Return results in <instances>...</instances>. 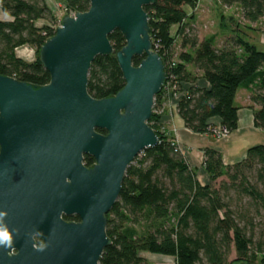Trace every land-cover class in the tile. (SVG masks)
<instances>
[{
  "label": "trees",
  "instance_id": "trees-1",
  "mask_svg": "<svg viewBox=\"0 0 264 264\" xmlns=\"http://www.w3.org/2000/svg\"><path fill=\"white\" fill-rule=\"evenodd\" d=\"M68 12H83L88 0H62ZM199 0H155L144 6L149 15L152 49L165 65L166 81L178 95L177 112L187 128L209 133L214 117L228 132L237 127L234 104L239 87L253 86L251 101L254 126L264 130V51L240 35L227 37L216 47L212 37L198 39L187 20ZM223 6L239 5L243 19L251 23L264 16V0H219ZM0 10L11 19L0 20V74L33 85L49 82V73L39 60V48L55 33L49 23L56 19L45 0H0ZM38 20H44L37 26ZM177 25L173 35L172 27ZM176 38L182 49L174 61ZM114 53L97 55L88 72V93L97 99L115 95L125 81L115 52L125 45L119 30L109 34ZM35 49V58L25 61L16 55L22 46ZM143 57L134 56L135 66ZM174 64V65H173ZM193 65L208 87L195 82L187 70ZM174 86V87H173ZM164 88L154 97L148 124L158 143L142 150L127 167L117 201L106 215V233L111 239L99 264H149L140 252L174 258V264H264V144L251 146L246 156L225 165L222 155L204 149L203 165L210 183L200 184L174 141L163 132L159 108ZM98 132L105 133L98 129ZM84 162L94 159L85 155ZM225 177L218 188L213 186ZM127 223L145 224L142 234H133ZM258 256L260 259L258 260Z\"/></svg>",
  "mask_w": 264,
  "mask_h": 264
},
{
  "label": "water",
  "instance_id": "water-1",
  "mask_svg": "<svg viewBox=\"0 0 264 264\" xmlns=\"http://www.w3.org/2000/svg\"><path fill=\"white\" fill-rule=\"evenodd\" d=\"M88 1L39 48L48 83L0 74V211L16 230L11 248L0 245V264H99L111 244L106 215L126 169L158 143L148 121L166 73L144 10L155 0ZM115 30L125 40L115 52L125 84L97 99L87 90L89 68L97 55L114 53L108 36ZM134 56L143 57L137 66ZM84 155L94 159L89 168ZM35 236L43 241L38 248Z\"/></svg>",
  "mask_w": 264,
  "mask_h": 264
},
{
  "label": "crops",
  "instance_id": "crops-1",
  "mask_svg": "<svg viewBox=\"0 0 264 264\" xmlns=\"http://www.w3.org/2000/svg\"><path fill=\"white\" fill-rule=\"evenodd\" d=\"M232 6L225 7L229 9ZM241 28L240 26L237 31L230 32L229 35L214 45L220 47L227 37L237 34L241 36ZM242 37L244 38V36ZM259 38L260 41H263L264 34L261 33ZM261 51H264V49H261ZM187 70L195 75L197 85L208 87V82L201 77V73L193 65H187ZM252 89V85L248 87L241 86L237 89L234 99V104L237 107V127L235 130L229 132L226 137H218L213 131L209 133L193 132L185 126L183 119L177 112L179 98L172 96L169 91L164 92L161 96L160 105L157 110L159 111V123L162 130L177 145L186 163L196 173L200 184L206 185L211 181L203 165L205 148H212L218 151L222 155L223 163L225 165H232L241 161L246 156V151L249 147L264 144V130L254 126L253 123L254 112L259 107L251 101ZM210 123L214 125L213 127H217L220 125V119L214 117L210 120Z\"/></svg>",
  "mask_w": 264,
  "mask_h": 264
},
{
  "label": "rangeland",
  "instance_id": "rangeland-1",
  "mask_svg": "<svg viewBox=\"0 0 264 264\" xmlns=\"http://www.w3.org/2000/svg\"><path fill=\"white\" fill-rule=\"evenodd\" d=\"M46 4L53 9L56 19L53 20L49 25L56 29L57 26L61 24V19L68 13L63 10V2L61 0H45ZM190 11V9H188ZM188 12L187 20L190 26L193 28V32L197 35L198 39L201 40L206 37H212L216 42H219L222 38L229 35L230 32L237 31L241 26L242 33L246 40L257 46L258 49H264V38L260 41V34H264V16L256 22H249L242 18L241 10L238 5H234L231 8L223 6L219 0H200L196 9ZM11 19L9 15L0 10V20ZM46 23L44 20H38L36 22L37 26H41ZM177 25L172 27L173 35L177 33ZM245 30V31H244ZM246 33V34H245ZM180 39L176 38L175 45L173 47L174 61H178V55L180 52L191 49H182L180 45ZM16 55L25 61H32L35 58V49L30 46H22L16 50ZM225 177L219 178L216 182H213V186L218 188L219 184ZM130 231L133 234H142L145 230V224H135L132 225L127 223ZM140 255L146 259L149 264H174V258L171 256H163L159 254H152L149 252H140ZM236 253L234 248L231 249L228 260L233 262L232 264H238L235 262ZM260 256H258V260Z\"/></svg>",
  "mask_w": 264,
  "mask_h": 264
},
{
  "label": "clouds",
  "instance_id": "clouds-1",
  "mask_svg": "<svg viewBox=\"0 0 264 264\" xmlns=\"http://www.w3.org/2000/svg\"><path fill=\"white\" fill-rule=\"evenodd\" d=\"M7 216L5 211H0V245L5 248H11L13 243L12 231H9L7 225L4 223V218Z\"/></svg>",
  "mask_w": 264,
  "mask_h": 264
},
{
  "label": "flooded vegetation",
  "instance_id": "flooded-vegetation-1",
  "mask_svg": "<svg viewBox=\"0 0 264 264\" xmlns=\"http://www.w3.org/2000/svg\"><path fill=\"white\" fill-rule=\"evenodd\" d=\"M84 157H85V155L83 156L82 165L85 166L86 168L91 167L94 164V162L91 165H86L84 162ZM61 218L66 222H74V223L81 222V218L77 213H72V214L62 213ZM34 241H35V243H34L35 248H38L39 246H41L43 244V241H42L41 237H39V236H35ZM12 253L14 254V253H16V251L13 250Z\"/></svg>",
  "mask_w": 264,
  "mask_h": 264
},
{
  "label": "built area",
  "instance_id": "built-area-1",
  "mask_svg": "<svg viewBox=\"0 0 264 264\" xmlns=\"http://www.w3.org/2000/svg\"><path fill=\"white\" fill-rule=\"evenodd\" d=\"M62 7H63L64 12L68 13L67 15L74 16L75 12H71V11L68 12L64 5H62ZM170 87H171L170 83H167V84L164 83L162 88H164L165 90L170 92L171 89H173ZM174 96L179 97L178 95H174ZM155 112L158 113L159 111L156 109ZM211 131H213L218 137H226L229 134V132L226 130V128L222 127L221 125L211 128Z\"/></svg>",
  "mask_w": 264,
  "mask_h": 264
}]
</instances>
